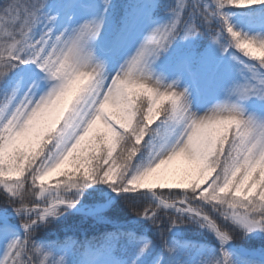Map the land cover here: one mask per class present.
I'll return each instance as SVG.
<instances>
[{"label": "snow or ice", "instance_id": "obj_1", "mask_svg": "<svg viewBox=\"0 0 264 264\" xmlns=\"http://www.w3.org/2000/svg\"><path fill=\"white\" fill-rule=\"evenodd\" d=\"M244 2L145 0L125 14L114 30L110 51L122 59L115 71L97 54L107 14L114 7L112 0H102L101 15L59 30L58 14L51 13L48 0L0 2V82H7L10 74L17 77L11 90L0 96V190L5 197L0 202V236L10 237L0 252V264H82L85 254L101 246L115 249L124 237L136 246L119 264H264V249L257 254L256 250L233 252L228 247L238 236L264 233V116L245 114L246 102L254 99L264 104V36L238 30L225 11L228 5ZM157 8L171 18L155 21ZM142 25L147 28L141 34ZM224 31L234 41L221 43ZM205 34L224 52L234 47L257 57L259 63H248L232 53L251 75L234 83L223 101L200 114L193 110L192 93L180 86V78L214 74L209 50L193 47L174 63L162 65L160 61L178 41ZM21 65H35L46 74L41 77L32 71L22 95L24 74L15 72ZM172 75L175 79H169ZM41 78L52 82L43 95L37 91ZM140 90L147 99L140 98ZM165 101H170L167 107H163ZM109 105L119 108L123 119L108 111ZM154 114L161 118L149 127ZM101 120L103 130L96 128ZM118 145L119 152L113 156ZM102 148L104 156L100 155ZM146 150L149 163L144 165L138 158ZM180 156L193 165L187 183L160 182L165 176L158 170ZM69 158L77 164L95 161V168H86L82 176L62 186L45 189L44 177ZM109 162L120 169L118 182L112 179L114 169ZM26 166L28 175L24 176ZM13 174L24 178H7ZM210 177L207 187L201 188ZM97 183L108 185L135 219L120 222L102 215L116 197L99 205L82 204L85 190ZM156 187H189L192 191L183 193L182 201L166 203L162 194L153 191ZM257 188L258 199L254 198ZM30 195L42 200L30 202ZM140 199L153 201L142 215L136 210ZM160 205L174 212L166 224L160 223L156 210ZM72 210L111 223L115 230L97 243L86 242L78 255L74 245L41 246L36 234ZM138 221L151 225L160 237L159 245L130 230L129 225L140 226ZM194 223L219 242V249L206 250L210 259L191 258L199 244L169 239L178 226ZM156 247L158 255L149 259ZM57 253H62L59 261ZM37 255L43 259L34 260Z\"/></svg>", "mask_w": 264, "mask_h": 264}, {"label": "rangeland", "instance_id": "obj_2", "mask_svg": "<svg viewBox=\"0 0 264 264\" xmlns=\"http://www.w3.org/2000/svg\"><path fill=\"white\" fill-rule=\"evenodd\" d=\"M144 2L145 0H112V4L114 7L111 8L107 14L104 32L102 33V36L97 43V48H98L97 54L101 60L106 61L108 67L113 71H115L116 68L119 66V64L122 63V59L119 56H114L110 51L114 30L120 26L121 21L125 14L131 12L133 8L137 7L138 5ZM191 2L192 0H186V4H190ZM70 3L75 4L76 6L71 8L64 7L65 5H68ZM103 8L104 5L102 3V0H64L62 7L59 9V11H57V13H54V14H58L57 30L63 28L68 24L71 25L78 24L86 17L99 16L103 12ZM225 11L229 14L232 24L238 30L248 35L264 36V0H246V2L244 3L228 5L225 8ZM70 16L72 17L71 20H69ZM170 18H171V14L162 9L157 8L153 12V19L157 22H164ZM146 28H147L146 25L141 26L140 28L141 34L143 33V31L146 30ZM217 32H219V28H217ZM219 39L223 44H227L229 41H234V38L231 37L230 34H228L226 31L220 34ZM193 47H195L197 50L208 49L210 55L214 57V62H215L214 64L215 72L212 75L200 76L197 77L196 79H192L188 76H184L180 78V86L182 88L188 87L190 92L192 93L190 99L192 100L193 110L199 112L200 114H203L207 109L211 108L212 105L216 104L217 102L223 101L228 95L227 89L232 87L234 83L242 82L246 76L251 75L243 64L239 63L237 60L232 58V53L235 52L236 55L241 56V58L247 60L248 63H259L257 57L246 56L242 50L235 49L234 47L230 48L228 52H224L220 44L214 43L212 41V36L207 34H205L202 37L191 39L186 42L178 41L176 45L173 47V49L161 58L160 63L162 65L166 63H174L176 60L182 57L186 52H188ZM32 71L40 72V70L35 65H31L30 67L29 66L25 67L24 80L22 81V85H21V93H20L21 95L23 91L27 89L28 84L30 83L29 75ZM45 75H46L45 73L40 72L41 77H44ZM169 79H175V75L170 76ZM51 83L52 82H50L49 80L41 78L39 81L40 86L37 90L38 94L43 95L47 91H50ZM149 87H155V85L150 84ZM17 99H19V97H17ZM168 102L170 103V101ZM169 103L167 104V106L169 105ZM113 108H115V106L109 105L108 111H111ZM245 108H246V113H245L246 115L256 114L259 116H264V104H258L254 99L246 102ZM153 118H157V117H153ZM96 128H104L103 120L98 121ZM69 163H70V158L68 161L62 164L59 169L44 177L43 186L45 189L55 187L54 184H56V181L60 178L63 170L68 167ZM188 163L189 162L183 156H180L177 157L172 162H170L169 164L162 166V168L158 170V173L164 175L165 179L160 182L165 184H173V185L180 183V180L178 179L177 175L173 170L175 168L184 167ZM7 178L11 180H15L21 177H17L15 174H13L11 177H7ZM118 180L119 177L113 179V181H117V182ZM207 184L204 187H207ZM36 186L37 187L40 186L39 180H37ZM179 189L177 188L161 189L159 187H156L153 189V191L162 194L163 199L166 201V203H172L173 201L183 200V198H177L178 195H175V192H177ZM137 191H146V189L138 188ZM255 193L256 194L254 195V198L258 199L259 188L255 190ZM114 195L116 194L108 195L104 202H106L109 198L114 197ZM149 200L152 201L151 199ZM84 205H89V204H84ZM163 208L166 209L165 207ZM15 218H16L15 214L13 213L12 219ZM208 233L214 237L215 243L206 245L205 243L202 242H194L196 244H199L201 247L200 249H197L191 253V258L193 260L210 259L212 257L207 253L206 250L219 249V242L214 236V234H212L211 232ZM243 238H251L253 240H261V239L264 240V233H260V234L252 233L248 237H243ZM7 239H10V237L0 236V252L3 251ZM184 241H180V242H184ZM40 244L41 246H44L51 243L43 242ZM231 245L232 247H236L240 252L250 250L246 248L244 245L238 246L234 241L231 242L228 246ZM135 246L136 243L128 240L126 242L120 241L119 246L115 249H108L104 246L98 247L92 250L86 256L82 257V264H119L121 260L127 258L128 254L135 248ZM159 251H160L159 247H156L151 253L149 259L156 257ZM256 252L257 254L259 253V251L257 250ZM60 255H62V253L56 254L55 258L57 261H59ZM72 258H76V257H72ZM259 258H260L259 255H257V259ZM165 260H167V253H165Z\"/></svg>", "mask_w": 264, "mask_h": 264}, {"label": "trees", "instance_id": "obj_3", "mask_svg": "<svg viewBox=\"0 0 264 264\" xmlns=\"http://www.w3.org/2000/svg\"><path fill=\"white\" fill-rule=\"evenodd\" d=\"M0 2H3V0H0ZM63 2L64 0H48L51 13L52 14L57 13V11H59V9L62 7ZM25 67H26L25 65H21L20 68L15 70V72L24 74ZM16 79L17 77L14 74H10L7 82H0V96H3L5 90L8 91L11 90V88L15 84ZM140 92H141L140 98L147 99L144 90H140ZM168 103H169L168 101H165L163 107H167ZM110 112H112L117 119H123L120 109L117 108L116 106ZM153 117H157V118H153V121L149 125V127H155L156 123H158L159 119L161 118L160 116H157L155 114ZM134 124L135 121L133 120V125ZM97 129L103 130L104 128H97ZM229 136L231 138V133L229 134ZM142 142L143 141H141V143ZM117 152H119V145L114 151L113 156H115ZM100 155L101 156L105 155L104 148L101 149ZM147 155L148 154L146 150L138 158L141 161V163L144 165H147L149 161ZM95 163H96L95 161H92V164L88 165L85 161L81 160L80 163L77 164L73 162L72 158H70V163L68 167L63 170L60 178L56 181V184H54L55 186L54 188H57L58 186H62L64 182L69 180L70 178H78L82 176L85 169L88 167L94 169ZM109 166H111L114 169L112 174V179L118 178L120 169L117 168L115 165H112L111 162H109ZM192 169H193V165L189 162L186 166L175 168L173 171L180 180V183H187V180L190 177V173ZM27 175H28V171L26 167L24 176ZM214 175L215 173H212V176ZM20 177L21 178L19 179L24 178L23 176ZM210 179L211 177L209 178L208 181L202 182L201 188H203L207 183H209ZM46 189H53V188H46ZM191 191L192 189L189 187L180 188L177 191L180 192V195H178L177 198H183V193L188 192L190 194ZM111 194H115V193L112 192L111 188H109L108 185L103 183H97L93 185L91 188L85 190V194L81 198V203L89 204V205L100 204L105 201L108 195ZM4 198H5L4 193L2 190H0V202H2ZM28 200L31 202L36 200H42V198L39 195L36 196L30 195L28 197ZM32 206L33 204L29 203V207ZM41 206H43V204ZM150 206H153L152 201H150L149 199H140L136 204V210L140 212V214L142 215L143 211ZM156 210L160 212L161 215L160 223L166 224L168 221V216L174 215V212H168V210L164 209L161 205ZM166 212L167 215L165 214ZM102 215L110 220L119 219L120 222L131 221L135 219L131 210L125 206L124 202L119 197H116V199L112 202V206L109 207L106 211H104ZM13 220L18 222L17 218ZM138 223L140 225L139 227L129 225L130 230L136 231L138 236H144L147 238L148 241L154 242L155 244L159 245L160 237L156 235L154 229L151 228V225L148 224L147 221H138ZM114 230L115 229L113 224L100 221L93 215H85L82 213L69 212L66 213L65 216L61 217V219L57 220L53 225H50L47 229H42L41 231H39L36 235L39 243L47 242L51 244H65L69 246L74 245L78 255L79 252L83 251V246L86 244V242L97 243L106 233L112 232ZM169 239L170 241L174 239L177 241L186 240L192 242H202L205 243L206 245L215 243L214 237L211 234H209L205 229L201 228L198 224L195 223L190 225L178 226L170 233ZM128 240H129L128 238L124 237L121 238L120 241L126 242ZM262 241L264 240L263 239L253 240L251 238H239V237H237V239L234 240V242L238 246L244 245L246 248L250 250H257V251L264 249V242ZM131 242L135 243V241H131ZM87 254H85L84 256H86ZM29 255H31V253ZM33 259L34 260L42 259V256L37 255L33 257Z\"/></svg>", "mask_w": 264, "mask_h": 264}, {"label": "water", "instance_id": "obj_4", "mask_svg": "<svg viewBox=\"0 0 264 264\" xmlns=\"http://www.w3.org/2000/svg\"><path fill=\"white\" fill-rule=\"evenodd\" d=\"M114 197H116V195H114ZM113 202V201H112ZM155 203H157V204H159V201H155ZM161 206H163V207H165L164 205H161ZM166 208V207H165ZM71 212H75L76 213V211H71ZM79 213V212H78ZM229 248H230V250H232L233 252H236V251H239L236 247H232V245L231 246H228Z\"/></svg>", "mask_w": 264, "mask_h": 264}]
</instances>
